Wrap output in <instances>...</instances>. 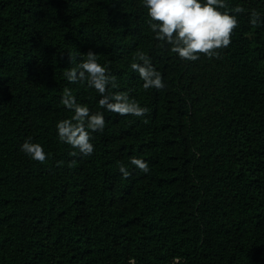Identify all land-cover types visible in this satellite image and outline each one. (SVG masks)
Returning <instances> with one entry per match:
<instances>
[{"label":"trees","instance_id":"16d2710c","mask_svg":"<svg viewBox=\"0 0 264 264\" xmlns=\"http://www.w3.org/2000/svg\"><path fill=\"white\" fill-rule=\"evenodd\" d=\"M228 3L243 9L230 45L184 62L155 45L139 0H0V264H264V0ZM137 50L164 88L140 87ZM88 51L149 111L106 112L81 158L54 124L70 115L65 86L96 107L63 75ZM27 136L44 163L19 151ZM133 154L149 171L122 178L117 161Z\"/></svg>","mask_w":264,"mask_h":264},{"label":"clouds","instance_id":"9594fccd","mask_svg":"<svg viewBox=\"0 0 264 264\" xmlns=\"http://www.w3.org/2000/svg\"><path fill=\"white\" fill-rule=\"evenodd\" d=\"M139 4L155 45L184 62H195L202 56L215 57L221 49L227 48L239 23L237 14L243 11L239 4H229L228 0H139ZM261 22L260 12L251 9L248 24L257 26ZM127 67L142 82L143 89L165 87V78L148 53L137 50ZM63 75L69 83H83L96 93L93 108L79 102L70 87L60 90L59 103L70 115L55 121V137L57 142L70 146V155L78 153L83 158L94 153V134L104 130L106 112L124 118L146 119L147 106L140 104L127 90L120 89L107 62H101L94 52L83 54L74 66L70 63ZM19 151L39 163L51 156L46 146L31 136L21 141ZM133 168L147 173L148 161L134 154L128 156L126 164L117 161V171L122 178L132 175ZM126 264H136V258L128 257ZM170 264H184V258L173 255Z\"/></svg>","mask_w":264,"mask_h":264}]
</instances>
